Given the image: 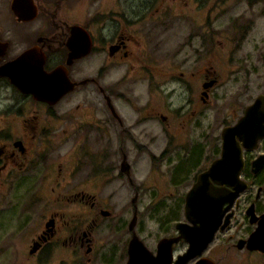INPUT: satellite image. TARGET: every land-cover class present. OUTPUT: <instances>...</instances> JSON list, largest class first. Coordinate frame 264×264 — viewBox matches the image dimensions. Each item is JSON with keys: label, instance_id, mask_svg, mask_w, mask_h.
<instances>
[{"label": "flooded vegetation", "instance_id": "flooded-vegetation-1", "mask_svg": "<svg viewBox=\"0 0 264 264\" xmlns=\"http://www.w3.org/2000/svg\"><path fill=\"white\" fill-rule=\"evenodd\" d=\"M205 3L128 0L121 9H93L74 23L0 26V196L28 194L24 205H16L20 245L7 247L19 255L14 264H264V252L245 245L257 228L247 209L256 217L264 214V163L256 171L252 166L264 155V104L253 114L260 120L254 132L262 133L255 145L245 147L235 136L243 161L238 178L245 188L199 252L192 254L195 248L179 237L178 222L192 226L184 215L146 216L142 191L148 185L131 178L146 143L161 135L167 142L188 128L223 80L258 71L257 56H233L232 46L224 58L214 55L223 49L213 37L226 25L217 23L226 12L204 8ZM73 25L74 50L68 45ZM228 27L235 46L247 23ZM26 50L32 69L58 67L71 88L45 98L16 86L2 67ZM253 88L249 102L235 106L219 125L217 157L221 130L264 96V87ZM176 95L179 100L170 99ZM164 151H150L149 157L160 160ZM181 168L178 164L176 171ZM238 212L242 216L235 222Z\"/></svg>", "mask_w": 264, "mask_h": 264}, {"label": "rangeland", "instance_id": "rangeland-1", "mask_svg": "<svg viewBox=\"0 0 264 264\" xmlns=\"http://www.w3.org/2000/svg\"><path fill=\"white\" fill-rule=\"evenodd\" d=\"M9 1L0 0L2 29L11 28H7L8 25L25 24L15 19L9 8ZM33 1L37 3L39 11L36 18L28 23L29 28L37 27V25L49 28V26L52 27V23H74L80 20V17L92 12L93 9L111 7L121 9L126 6L128 0ZM202 6L218 12L224 9L226 12L217 22L226 25L218 28L213 37L215 41L221 39L223 49L221 54L217 50L214 55L219 57L223 55L224 58L232 46L233 56H257L255 64L258 71L250 78L223 80L222 86L215 89L210 101L203 106L202 116H195L188 128L177 130L174 136L167 139V142L161 135L159 140L146 143L144 149L136 154V170L131 178L138 184L148 185L142 191V201L146 202L144 212L146 216H168L171 211L172 218L175 216L178 219L183 218V200L181 199L191 185L194 174L218 155V150H216L218 140L215 137H217L219 125L227 117V113L234 110L235 106L249 102L248 99L254 95V86L257 87L256 92H260L261 87H264V0H206ZM81 14L84 15L81 16ZM230 22L238 25L247 23L241 41L235 46L236 41L230 38V35L234 34L233 29L228 27ZM170 99L179 100L180 97L176 95L171 96ZM174 129V126L170 127V132H174ZM165 148L166 151L163 152L160 160L149 157L150 151L158 153ZM178 164L182 165L181 171H176ZM148 200L149 203H147ZM27 201L28 194L25 192H8L0 196V264H14L15 258L19 257L10 252V247L20 245L18 241L20 232L14 231L19 217L16 205H24ZM240 216L242 215L238 212L234 221H239ZM221 236L222 234L217 235V237ZM8 245L9 248H7Z\"/></svg>", "mask_w": 264, "mask_h": 264}, {"label": "water", "instance_id": "water-1", "mask_svg": "<svg viewBox=\"0 0 264 264\" xmlns=\"http://www.w3.org/2000/svg\"><path fill=\"white\" fill-rule=\"evenodd\" d=\"M9 8L15 19L20 22L35 19L38 12L33 0H10ZM71 29L68 45L74 50L76 46L74 25ZM28 52L29 50H26L2 67L3 74L9 76L16 86L45 98H52V96L57 98L62 92L71 88V85L65 87L64 73L62 74L58 67L50 72L32 69L27 61ZM73 56L75 57V54L71 52L69 57ZM253 100V103L245 108V114L241 119L221 130L220 155L214 158L204 171L196 174L195 181L184 195L182 212L192 226L187 227L184 223L178 222L177 227L179 237L189 241L191 248H195L191 249L192 254L199 252L212 239V234H215L226 209L230 207L236 195L245 188V183H240L238 178L243 161H241V152L235 142V136L238 135L243 140V146L251 148L255 145L256 138L262 134L254 132L260 120L253 114L259 105L264 104V96L259 94ZM258 111L260 108H257ZM263 163L264 155L252 160L253 170L256 171ZM125 168H127L126 165ZM228 186H233V189H229ZM224 201H228V204L223 207ZM248 209L247 213L251 215L249 220L250 222L256 220L257 228L245 245L264 252V214L256 217L251 213L252 210ZM229 215L230 213L225 214L220 228L226 225ZM209 261L214 264L211 260ZM196 264H205V262L201 260Z\"/></svg>", "mask_w": 264, "mask_h": 264}]
</instances>
